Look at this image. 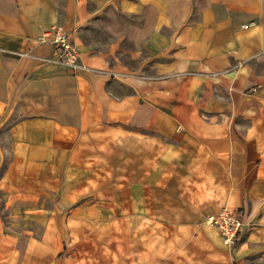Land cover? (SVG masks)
<instances>
[{
    "label": "crops",
    "instance_id": "crops-1",
    "mask_svg": "<svg viewBox=\"0 0 264 264\" xmlns=\"http://www.w3.org/2000/svg\"><path fill=\"white\" fill-rule=\"evenodd\" d=\"M0 264H264V0H0Z\"/></svg>",
    "mask_w": 264,
    "mask_h": 264
},
{
    "label": "built area",
    "instance_id": "built-area-1",
    "mask_svg": "<svg viewBox=\"0 0 264 264\" xmlns=\"http://www.w3.org/2000/svg\"><path fill=\"white\" fill-rule=\"evenodd\" d=\"M253 23L254 21H250L242 24V26L246 27ZM39 39L53 46V56L49 60L62 63L71 70L84 67L79 62L78 53L62 25H51L44 30ZM206 221L220 231L223 242L228 246H233L243 231L242 213L229 210L228 208H222L217 214L207 216Z\"/></svg>",
    "mask_w": 264,
    "mask_h": 264
},
{
    "label": "rangeland",
    "instance_id": "rangeland-1",
    "mask_svg": "<svg viewBox=\"0 0 264 264\" xmlns=\"http://www.w3.org/2000/svg\"><path fill=\"white\" fill-rule=\"evenodd\" d=\"M88 194H89V193H87V196H85L86 199H88V197H89ZM81 208H82L83 212H85V208H84V207H81ZM72 209H74V206H73V207H71V206H67V207H66L67 212H69V210H72ZM83 212H82V213H83Z\"/></svg>",
    "mask_w": 264,
    "mask_h": 264
}]
</instances>
